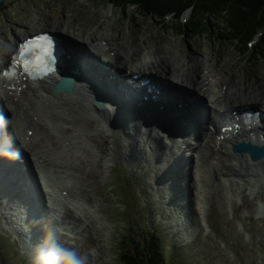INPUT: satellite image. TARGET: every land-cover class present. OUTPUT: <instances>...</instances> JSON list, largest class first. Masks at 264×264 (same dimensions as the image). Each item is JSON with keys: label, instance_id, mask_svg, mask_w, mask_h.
I'll use <instances>...</instances> for the list:
<instances>
[{"label": "rangeland", "instance_id": "1", "mask_svg": "<svg viewBox=\"0 0 264 264\" xmlns=\"http://www.w3.org/2000/svg\"><path fill=\"white\" fill-rule=\"evenodd\" d=\"M88 1H94L97 9L101 11H95L91 5H89ZM93 3V2H92ZM9 8H7V16L1 17L0 16V23L5 25L6 29H10V23L12 21H19L20 24H26L29 20L35 19V13H41L43 15L54 13L55 17L58 23L66 22V24H71L73 26H79V25H87L89 28H93L94 25L99 26L107 35H116L121 34V36L126 37V33L124 32L123 26H125L130 20L133 21L134 18L141 20V21H147L149 22L151 27L155 26V30L158 34L163 35V33L166 34V37L171 38L172 36H169V33H176L178 35V39L181 41L183 39V36L185 35V32H187L186 27H182L180 22L177 21V19H171L168 21V19H162L163 13L159 14H152L147 13V11H144V15L141 14L138 10L135 8L129 7L123 17H110L108 13L110 12H116V8L112 11L110 5L106 3L104 0H20V1H12L7 4ZM112 6V5H111ZM119 13L122 14V11L118 9ZM207 11H205L206 13ZM227 10L223 12V14H215L208 16L205 14L202 18V25L204 27H208L207 31H210V41H212V47L215 48L217 54L220 57L224 58H230L232 61L234 60V65H238L237 67H243L242 72H240V75L242 77H245L248 81H252L258 78H262L264 76V59L261 58L256 52L252 55L249 53L243 54L241 51H244L243 44L235 43L233 41H230V39L226 36V22L224 21V18L226 16ZM195 14V11L193 12ZM202 14V10L200 9V12H196L195 21H199L200 17H198V14ZM200 14V15H201ZM194 17V16H193ZM264 20V19H263ZM44 22H47L46 19H44ZM138 23H133V26H137ZM44 26V23H40L38 25V28H41ZM14 28V27H13ZM184 29L182 32V35L180 29ZM260 30V29H259ZM256 28H252L251 31H254L253 33L249 31V33L255 34V32L259 31ZM151 30L149 29V32ZM152 32V31H151ZM251 34V35H252ZM175 37V36H174ZM264 35L262 36V41L260 42L259 38L255 39V42H258V44L263 48L264 44ZM250 40V38H248ZM184 47L183 48L182 44ZM178 44V48H181L183 53L185 51L189 50L190 45L193 44L196 48L198 47V39L197 38H191L189 42V47L185 45L183 41H181ZM262 43V44H261ZM260 48V49H261ZM262 53V52H259ZM168 56V55H167ZM233 65V68L235 67ZM251 66L253 69H255L254 73L250 75V71H248V67ZM25 105V104H24ZM38 104L36 103V106ZM41 107L34 108L36 110H39ZM54 145L52 143L50 144V147L52 148ZM48 149L50 152H53V149ZM246 166V165H245ZM255 167V170H254ZM245 169H248V171H253L254 174L256 172H259L260 175L256 174L257 176H261L264 174V163L261 165H247ZM222 176H228V175H222ZM84 181L87 184V187H84L85 194L89 195V197L94 200L95 196L97 197H103L104 198V205H111V208H115V202L112 200L111 196H109L108 193L105 192L103 189V183L99 179L96 178V171L94 166L91 167V171L89 172V175L84 179ZM219 190L214 191V194H212L211 201L215 204V208L217 209V216L219 220V229L222 231V235L226 238L227 241L221 239L219 236L215 235L213 233V230L211 228V220L208 218V226L211 229V233L207 232V236L204 235V230L200 235L197 236V232L194 231L192 234H187L182 236L185 229L181 230V237L177 234H175V224L172 222H175L176 220L182 218V212L185 211L181 208H177L179 214L177 216L174 215L175 220H172V211H167L165 215L162 217L158 213L155 212L152 213V207H148V212L145 210V218L148 216L151 218V220L157 222L161 229V235L163 236L164 240L166 241V245L168 241L174 242H180L185 243L186 241L183 238L188 239H196V246L198 247L200 253L194 254L190 250H187V248H181L182 253L184 256H187L189 258V263L191 264H264V226L261 228L260 223L258 222H252V221H245V225H247L248 228L252 229L253 236L256 238H259V236H262L263 241L259 242L258 239L252 242H248L245 240V238L240 234L237 220H242V213L244 212L243 209L239 208V206L234 205L233 208L230 207V191L231 188L221 186L218 188ZM161 200V198H159ZM65 198V202H66ZM209 200V198H208ZM245 203V210H248L249 212H253L256 208H253V204L251 199L247 197L244 193V199ZM143 206L146 204L141 202ZM159 205L155 204L153 208H157ZM233 210H232V209ZM171 210H174L172 208ZM232 213V215H231ZM187 214V212H186ZM195 216L193 217L195 219V224L197 223V214L194 213ZM112 215V214H111ZM157 215V216H156ZM210 215V212H209ZM231 216H233V220H231ZM135 217H138L137 215ZM119 219L118 217H116ZM108 220H111V217L108 218ZM114 221V220H113ZM154 225V223H152ZM195 224L192 226H195ZM118 223L114 224L113 227L110 225L102 226L103 229H100L99 227L95 228L93 227L91 230L93 233L96 234V240L101 245L100 248L104 254V258H107L106 260L109 261V257L111 254H115L114 258L118 260V252L122 249L121 247L118 249V243L119 238L121 236V232H123V227L119 226ZM156 226V225H154ZM189 226V225H188ZM112 227V228H111ZM169 227V230L168 228ZM183 227V226H182ZM196 227V226H195ZM180 228V227H179ZM178 229V228H177ZM195 230V229H194ZM111 232L112 235H110ZM196 232V234H195ZM107 233L109 234V237H107ZM168 234L174 236L175 239L172 237L169 239ZM193 235V236H192ZM190 237V238H189ZM168 238V239H167ZM89 241L84 242H77V244L74 242L75 247L78 246H85L86 253L92 255V250L94 248V241L92 238H89ZM93 242V243H92ZM171 247L168 246L167 250H170ZM85 251H81L83 255H86ZM92 257V256H91ZM91 257H89V263L91 264ZM179 255L174 254L173 259L174 262H178ZM1 258V257H0ZM18 259V258H16ZM93 259V258H92ZM105 260L101 259L99 260L100 264H102ZM17 262V261H16ZM106 262V261H105ZM111 262L114 264V259L111 258ZM185 264H187L186 261H184Z\"/></svg>", "mask_w": 264, "mask_h": 264}, {"label": "trees", "instance_id": "2", "mask_svg": "<svg viewBox=\"0 0 264 264\" xmlns=\"http://www.w3.org/2000/svg\"><path fill=\"white\" fill-rule=\"evenodd\" d=\"M117 2L120 4L128 2L140 3L141 6L149 9L151 13L159 15L163 13L162 18L175 12L177 13L176 15H180L186 9L193 8L195 14L193 13L194 17H192L190 25L201 36L208 32V27L202 25L203 16L205 14L208 16L223 14L226 9L227 14L223 18L226 22L229 36L233 39L238 40L240 43H245L248 38L251 39L254 35L252 34L254 31H251L252 28L260 29L258 33L263 32L264 34V0H117ZM200 9L202 10V14H198V17L201 16L200 20L195 21L196 12H200ZM205 11L207 12L205 13ZM249 31L252 33H249ZM262 45L263 48L259 45V49L261 48L260 51L262 53L260 54L264 59V44ZM129 222L128 229L133 231L134 227L131 221ZM123 224H126L124 220ZM131 234L133 235V233ZM149 234L146 240L136 239L137 237L132 235L126 236V240L132 245L129 247V243L125 241L126 248L119 256L121 264H169L164 256L165 241L158 234ZM184 260V258L180 259L179 263L176 264H183L182 261ZM170 264H173V262Z\"/></svg>", "mask_w": 264, "mask_h": 264}, {"label": "bare ground", "instance_id": "3", "mask_svg": "<svg viewBox=\"0 0 264 264\" xmlns=\"http://www.w3.org/2000/svg\"><path fill=\"white\" fill-rule=\"evenodd\" d=\"M87 43H91V42L88 41ZM97 47L99 49H101V50H105V47H103V46H97ZM0 52H2V50ZM170 57H171L170 54H168V56H166V59L168 60ZM1 59H2V57L0 58V60ZM106 59H109L108 55H106ZM208 59L210 61V64H209V68L207 70L210 71V72L215 73L216 76H217V79H219L220 74H219V70H218L217 65H215L216 62L213 63L212 62V58L210 56H209ZM223 97L224 96L222 95V96L218 97L215 100H210L211 101V104L216 108V110L218 111L219 114L223 112V110H222L223 108L220 107V105H219L220 100ZM253 101H254L255 104L259 105L264 110V99L263 98H261V97H255V99ZM34 127H36V124L34 122H32L29 125V128H34ZM35 134H36V137L34 135L33 138H32L33 139V141H32L33 143L39 142V139H37L38 138V133H35ZM48 144H49V147H50V144L51 143L48 142ZM89 145L87 144V146H89ZM207 147H208L207 148L208 151L211 153V158L209 160H204L203 161L204 162V165L201 167V170H203L204 172L208 168L207 165L209 164V165L213 166L214 170L217 169L219 175H228V176H232V175H242L243 172H248V169H245L247 167V165L255 166V165H261V164L264 163V161H263V162H259L257 164H252L249 160H246L245 162H240V160L238 158L233 157L231 154H229V153H227V154L222 153L221 152L222 151V148H220V150H218L216 148V145L214 144L213 141H209V143L207 144ZM51 149H53V147ZM53 150H55V149H53ZM90 154L91 153L88 152V155H86V156L84 155L83 156V157H85V159H88V162H90L92 164V158H93L95 164L101 163L102 165H105V163L103 162V160L98 159L96 156H91ZM215 161H217V164H215ZM35 167H40V165L39 166H35ZM83 168L86 170L87 169V166H83ZM254 170H255V167H254ZM256 174L260 175L259 172H256ZM256 174H254L253 181H252V183L250 185V189H252V191H253L252 193H254L255 190H257V189H262V184L264 183V174H262L261 176H257ZM133 175H136V174H133ZM164 182H165V185L166 186H169L170 185L169 184L170 181L168 179L164 180ZM165 189H167V188H165ZM239 189H241V188L239 187ZM202 197H204V195H202ZM69 200H70V198H69ZM69 200L67 199L66 202L64 201L63 204L65 205V203H69ZM192 204H193V199L191 200V205ZM55 206L56 207H55V210L54 211L61 213L62 208L59 206V204L55 203ZM67 207L68 206H65L64 207V212L61 215V219H64L65 218L66 212H67ZM205 208H206V206L205 205H202V209L201 210L205 212ZM190 211H191V209H190ZM192 215H193V213H192ZM183 216H186V211H183L182 212V217ZM194 216H195V214H194ZM102 226H104V225H102ZM196 226H198V225H196ZM191 227H193L194 229H196L195 226H191ZM31 228L33 230H36L37 228H39V225L37 223L31 222ZM79 228H80L79 226L76 227V232H75L76 235H79V232H80ZM85 232L86 233H89L87 230H85ZM187 234H190V233L187 230H185L184 233L182 234V236H184V235L187 236ZM48 237H49V235H44L42 237L41 242L42 241H46L48 239ZM71 237H73V236H71ZM185 239H188V237L185 238ZM191 240H193V239H191Z\"/></svg>", "mask_w": 264, "mask_h": 264}, {"label": "clouds", "instance_id": "4", "mask_svg": "<svg viewBox=\"0 0 264 264\" xmlns=\"http://www.w3.org/2000/svg\"><path fill=\"white\" fill-rule=\"evenodd\" d=\"M87 259V256H81L74 249L52 244L48 247L39 246L32 264H87Z\"/></svg>", "mask_w": 264, "mask_h": 264}, {"label": "snow or ice", "instance_id": "5", "mask_svg": "<svg viewBox=\"0 0 264 264\" xmlns=\"http://www.w3.org/2000/svg\"><path fill=\"white\" fill-rule=\"evenodd\" d=\"M19 51L21 57L25 51H31L33 56H35L36 52L38 51L41 59L45 57L50 58L52 53V41L49 37L41 35L24 43ZM25 71H29L27 65H25ZM8 75L9 73L5 72V76Z\"/></svg>", "mask_w": 264, "mask_h": 264}, {"label": "water", "instance_id": "6", "mask_svg": "<svg viewBox=\"0 0 264 264\" xmlns=\"http://www.w3.org/2000/svg\"><path fill=\"white\" fill-rule=\"evenodd\" d=\"M105 192H107L109 194V196H111V198L114 200L115 202V206H116V210L118 211V214L120 215V212H121V207H122V204H123V200H122V197H121V194H120V189L117 185H110V190H106L104 188ZM121 237V236H120ZM119 243H118V249L121 247L122 249L121 250H124V245L122 244L121 242V238H119ZM121 250L119 251V253L121 254Z\"/></svg>", "mask_w": 264, "mask_h": 264}]
</instances>
